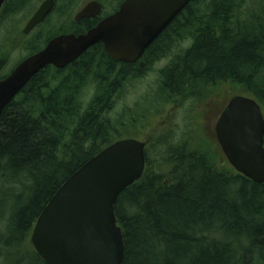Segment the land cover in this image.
<instances>
[{"label": "trees", "instance_id": "trees-1", "mask_svg": "<svg viewBox=\"0 0 264 264\" xmlns=\"http://www.w3.org/2000/svg\"><path fill=\"white\" fill-rule=\"evenodd\" d=\"M164 59L155 114L157 102L222 83L242 88L264 114V0H193L135 64L110 60L99 44L35 75L0 116V264H45L30 243L37 217L72 173L123 139L107 115L127 82ZM144 119L142 111L131 124ZM186 141L147 138L142 177L114 207L122 264H264V184L218 170L211 153Z\"/></svg>", "mask_w": 264, "mask_h": 264}, {"label": "water", "instance_id": "water-1", "mask_svg": "<svg viewBox=\"0 0 264 264\" xmlns=\"http://www.w3.org/2000/svg\"><path fill=\"white\" fill-rule=\"evenodd\" d=\"M3 0H0V4ZM193 0H123L118 9L84 34H63L0 79V116L29 81L47 66L66 68L95 45L110 59L137 62L145 50ZM51 1L42 4L23 33L41 23ZM93 1L76 19L94 18ZM215 136L229 165L264 184V115L249 96L232 97L215 124ZM146 142L117 140L72 173L50 198L33 225L30 243L45 264H122L124 242L114 207L119 195L140 180Z\"/></svg>", "mask_w": 264, "mask_h": 264}, {"label": "rangeland", "instance_id": "rangeland-1", "mask_svg": "<svg viewBox=\"0 0 264 264\" xmlns=\"http://www.w3.org/2000/svg\"><path fill=\"white\" fill-rule=\"evenodd\" d=\"M98 1L101 2L104 8L102 14L109 13L116 8V5H119L115 0ZM36 2L37 0H30L25 11L27 13L31 12L30 10L34 7ZM88 2L89 0H77L74 8H69L68 12L64 16H61V18L55 16L51 22H58V20H60L62 24L68 23L72 20L75 13ZM25 21L24 12L14 15L13 24L15 36L17 34L16 28L18 23L21 24V29ZM17 38L19 40L13 43L12 53L7 57V62L4 64L0 74H7L9 71L7 67L11 69L19 60L28 54L27 47L29 43L22 37L21 31L18 33ZM188 45L189 43L180 45L173 54L179 53L180 48H186ZM165 65L166 60L160 61L150 72L146 73L145 76L127 82L123 87V99H120L118 103L115 104L113 112L108 114L107 117L109 116L111 123L119 127L117 129L119 133L121 132V138L135 137L141 141H146L148 137L157 138L165 136V140L170 141L171 144H176L186 138V142H189V147L193 142L198 143L197 146L205 148L211 153L210 155L214 158L218 170L234 173L235 171L227 162L216 141L214 127L221 112L232 97L238 95L248 96V94L240 87L222 83L213 87H207L204 90L187 93L173 100L171 103L163 102L160 104L156 101L157 103H155L154 106H160L161 109L155 114V110L151 109V99L156 94L157 73ZM83 94V100L87 103L93 94L91 86H88ZM146 110H148L149 113ZM142 111L145 112V119L143 121L141 120L139 123H137V120L133 121L136 127L132 126V120L136 118L139 119V115ZM153 114L155 115L153 116ZM142 122L145 124L143 127ZM119 123H121V126H119ZM199 138L200 140H198ZM162 147L164 148L163 145ZM161 151L162 148L155 149L152 159L154 158L158 161V155Z\"/></svg>", "mask_w": 264, "mask_h": 264}, {"label": "flooded vegetation", "instance_id": "flooded-vegetation-1", "mask_svg": "<svg viewBox=\"0 0 264 264\" xmlns=\"http://www.w3.org/2000/svg\"><path fill=\"white\" fill-rule=\"evenodd\" d=\"M29 1L30 0H24L21 5H15L13 0H3L2 3L0 4V36H1L0 37V71L2 70L4 64L7 62V57L12 53L13 43L15 41L17 42V40H19L17 38V35L20 31L22 32V37L26 39L25 41H27V43H29V46L27 47L28 54L24 58L19 60L16 63V65L13 66L11 69H10V67L9 68L7 67V70H9V71L7 72V74H0V79H3L7 75H9V73L17 65H19L22 61H24L26 58L38 53L39 51H41L46 46V44L51 39H53L54 37H57V36L63 35V34H74V35L84 34L89 29L95 27L99 21H101L105 17L113 14L118 9L117 8L116 10H114L110 13L102 14L104 12V8H103V5L101 4V2L98 0H89L88 3L93 2V1H97L101 5V12L97 17L76 19L77 14L85 7V5L88 4V3H86L80 10H78L75 13L72 20H70L68 23L62 24V22L60 20H58V22H51V20L55 16L59 17V18H61V16H64L68 12L69 8L72 9L76 6L77 0H50L52 2L51 3L52 7L49 10L46 17L44 18V20L41 23L35 25L31 31H29L28 33L25 34V33H23V29L25 28V26L27 25L29 20L39 10V8L42 6V4L48 0H37L34 7L30 10L31 12L27 13L25 11V9H26V6H27ZM23 12L25 13L26 21H25L24 25L22 24L23 27L21 29H20L21 24L18 23V26L16 28L17 34L15 36L13 17L16 14H21ZM70 17H71V15H70ZM92 19H97V23L94 26H90L87 28V22H89V20H92ZM172 22L170 23V25L172 24ZM162 33H161V35H162ZM25 41H23V42H25ZM18 43H20V42H18ZM31 43H32V47H31ZM31 52H33V53H31ZM104 54H105V52H104ZM106 57H107V55H106ZM107 58H109V57H107ZM110 60H112V59H110ZM112 61H114V60H112ZM114 62H118V61H114ZM118 63L126 65V63H122V62H118ZM133 64H135V63H133ZM128 65H130V64H128ZM214 134H215V131H214ZM215 138H216V136H215Z\"/></svg>", "mask_w": 264, "mask_h": 264}]
</instances>
